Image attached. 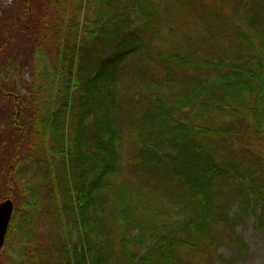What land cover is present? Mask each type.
I'll return each mask as SVG.
<instances>
[{"label":"trees","instance_id":"1","mask_svg":"<svg viewBox=\"0 0 264 264\" xmlns=\"http://www.w3.org/2000/svg\"><path fill=\"white\" fill-rule=\"evenodd\" d=\"M21 1L0 18V202L24 196L3 264L245 255L250 208L264 232V0H45L32 31Z\"/></svg>","mask_w":264,"mask_h":264},{"label":"rangeland","instance_id":"2","mask_svg":"<svg viewBox=\"0 0 264 264\" xmlns=\"http://www.w3.org/2000/svg\"><path fill=\"white\" fill-rule=\"evenodd\" d=\"M41 1L45 0H34L33 2L35 3V8L31 11V13L28 15V27L29 30L32 31V28L40 26L42 23V17H45L47 20L52 19L53 16V10L48 7L41 10L37 9L39 4H41ZM159 4L162 5L161 7L164 9L167 6V3L164 0H158ZM203 4L206 2V0H200ZM21 0H0V18H5L8 16H5L7 14H11L10 12L11 9H16L19 7L21 4ZM197 10L195 7H190V10H188L185 14L184 21L185 23L181 28L182 32L186 30L191 37H195L198 39L202 34H201V28L199 27V23L196 20V17L198 14H196ZM178 13H180L178 11ZM166 14V13H165ZM10 17H8L6 20L9 22ZM171 18V17H170ZM181 22V21H180ZM34 29V30H35ZM30 33H27L26 37H23L20 35V40L24 39H29ZM36 37V33L33 35V38ZM17 42H21L17 40ZM23 59V58H22ZM18 61V60H16ZM20 72H16L14 75V81L15 85L18 87L20 90L21 94H26V84L23 81V79L28 78V74L23 76L24 78L22 79ZM9 104V101L4 97L0 95V135H2L3 127H7L8 123V116L11 111L6 110V104ZM9 109V107H8ZM10 138V136H1L0 137V160L2 157V150L6 147L7 141ZM24 196H20L15 202L13 201L14 204V209L20 205V199H23ZM232 212H236V209H233ZM50 224L45 225V229H50ZM236 233L245 241V244L247 245V251L245 255H243L241 258L234 259L232 263L230 264H264V232L263 230L259 227L258 224V211L252 210L250 208L245 215V217L241 220V222L236 226L235 228ZM5 250L6 246L3 247V249L0 251V264H3V258L5 255ZM219 255L224 258V259H229L232 257V252L229 250L227 247H221L218 251ZM214 264H223L220 262H214Z\"/></svg>","mask_w":264,"mask_h":264},{"label":"water","instance_id":"3","mask_svg":"<svg viewBox=\"0 0 264 264\" xmlns=\"http://www.w3.org/2000/svg\"><path fill=\"white\" fill-rule=\"evenodd\" d=\"M14 205L11 199L7 198L0 202V249L2 248L7 229L13 214Z\"/></svg>","mask_w":264,"mask_h":264}]
</instances>
